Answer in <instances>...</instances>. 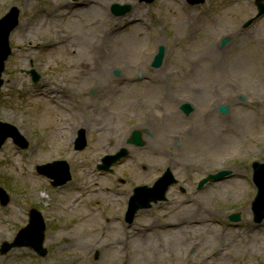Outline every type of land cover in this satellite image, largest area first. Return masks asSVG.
<instances>
[{
  "label": "rangeland",
  "instance_id": "rangeland-1",
  "mask_svg": "<svg viewBox=\"0 0 264 264\" xmlns=\"http://www.w3.org/2000/svg\"><path fill=\"white\" fill-rule=\"evenodd\" d=\"M113 5L131 9L114 15ZM13 8L18 26L9 36L11 54L1 76L0 122L18 129L29 146L22 150L7 140L0 148V186L9 197L0 205V248L13 242L35 209L45 219L46 252L13 248L0 253V264H264V220L256 224L251 212L252 164H264V15L257 18L256 1L192 6L187 0H0V20ZM112 28L120 39L106 43V55L99 46L94 52L98 64L114 60L111 82L103 87L120 89L127 79L134 81L125 83L105 114L102 83L79 66L94 64L82 51L95 31L102 36ZM160 48L166 55L155 69ZM210 62L217 71H208ZM160 69L174 76L177 89L171 82L162 85L158 96L164 93L169 103L158 108L138 94L157 87L151 80ZM30 71L39 76L36 83ZM185 77L193 78L185 81L202 91L200 98L181 90ZM79 100L92 106L80 109ZM138 101L148 106L149 122L133 107ZM203 104L214 108L215 117L202 112ZM181 105L192 106L188 116ZM170 111L176 116L168 124ZM218 125L220 140H209L206 130ZM82 129L88 146L77 152L74 141ZM134 131L143 146L127 144ZM121 149L129 155L114 174L97 170L104 155ZM63 160L72 180L56 189L36 167ZM167 170L177 182L166 200L126 223L131 189L152 186ZM222 171L228 176L197 190L201 180ZM233 214L239 222L230 221Z\"/></svg>",
  "mask_w": 264,
  "mask_h": 264
},
{
  "label": "water",
  "instance_id": "water-1",
  "mask_svg": "<svg viewBox=\"0 0 264 264\" xmlns=\"http://www.w3.org/2000/svg\"><path fill=\"white\" fill-rule=\"evenodd\" d=\"M147 2L152 0H146ZM259 1V0H257ZM203 0H191V3H202ZM260 8V14L264 13V6L258 5ZM130 9L129 6L119 7L117 5L112 7V12L114 14H124ZM121 12V13H120ZM18 24V10L13 8L8 15L0 20V77L4 71V63L7 60L10 49L8 46V37L11 31ZM164 55V49L160 48L158 54L154 58L152 67L157 68L161 65ZM117 74V73H116ZM31 76L33 81L38 80V76L34 71H31ZM2 81L0 79V87ZM186 114L190 112L188 106L183 109ZM220 112L223 114L227 113L226 107H220ZM7 138H12L14 142L22 148H26L27 143L19 135L18 131L9 125L0 123V147L3 145ZM132 142L135 145L141 146L139 135L134 134ZM84 131H80L79 137L75 141V149L81 150L85 147ZM127 155L126 151L123 149L113 156H107L103 158L104 165L98 166L100 170H108V168L120 160L122 157ZM37 172L53 180L52 185L58 187L64 185L71 179L69 167L66 162H54L52 164L37 167ZM253 182L257 188V195L252 204V211L255 217V222H260L264 218V164L254 163L253 164ZM228 176V172L222 171L216 175H210L206 179L199 183V188H202L206 183L211 181H217ZM173 183V178L169 172H167L160 180L157 181L155 187L152 189L139 188L135 191V196L130 199L129 210H128V222H131L134 213L139 208H147L150 205V201L157 202L158 200H164V195L169 185ZM1 204H7V196L0 190ZM232 221H238V215L230 217ZM44 223L41 216L36 211H31L30 213V223L29 225L21 230L15 241L12 244L4 243L1 248V253L5 254L10 249L14 247H25L31 246L39 255H44L45 250L42 249V244L44 240Z\"/></svg>",
  "mask_w": 264,
  "mask_h": 264
},
{
  "label": "bare ground",
  "instance_id": "bare-ground-1",
  "mask_svg": "<svg viewBox=\"0 0 264 264\" xmlns=\"http://www.w3.org/2000/svg\"><path fill=\"white\" fill-rule=\"evenodd\" d=\"M99 6H100V3H96L92 7H99ZM101 6H103V5H101ZM53 13H54V11H53ZM91 14L92 15H96V16H103V14L100 13V11L99 10H96V9H92ZM51 16H52V14L47 13V17H51ZM109 30H111V31L107 32L106 34H104L102 36H99L98 33H97V31H95L96 34L94 36V41L92 40L91 41V44L89 46H86L83 49V51H82L84 53H87V55H91L88 60H94V64L96 63L97 66L96 67H93L94 64H84V63L79 66L80 68L85 69V70H89L90 69V73L93 72V76H95L97 78V80L102 83V85L100 86L99 89H103L102 90V93L105 96L106 95L108 96V103H106L107 106L106 105L105 106H101L102 111L105 114H108L109 113V111L107 109L108 106H109V103H111L113 101H116L117 98H118V96L122 93V89L126 86L125 83L129 84L131 81H134L132 79H127L126 82L123 83V85H122L123 87H121L120 89H117V88H114V87H112V88H108V87H105L104 88L103 87L106 83H110L111 82V80H108L110 78L109 77L110 73L108 72V69H110V66H111L110 64L113 63L114 60H112V59L111 60H107L106 59L107 60L106 61L105 59H103L102 61L104 62V60H105V62L98 64V62H96V61L99 58L98 57L96 58V56H94L95 55L94 52L96 51L97 47L99 46V48H100L99 49V52H100L99 54H102L103 53L104 55H106V53H104L105 48H106V46H105L106 43H108V42H111V43L114 42L115 43V42H117L120 39V35H118L119 34V29L112 28V29H109ZM112 33H115V35L113 34L114 36L113 37H110L112 35ZM236 36H238V35H236ZM211 49H213L214 55H215L217 53L216 46L213 45V47ZM210 54H211V52H210ZM216 64L217 63H211L210 67H208V71L209 72H215V71H217ZM100 66L101 67L103 66V67L102 68H97V67H100ZM162 69H160V70H158L156 72L157 73L156 80H151V82L154 83L157 87H153L152 89L151 88H148L147 90H150L151 93L138 94V96L142 97L143 99H145L147 101L146 104L149 105V106L152 105V106H157L158 108H160V107H166L167 106V103H169V102H166L165 103L164 100L166 99V97H165L164 93L159 94V96H158V90L161 91V86L162 85L166 86L167 83L173 81L174 76H169L167 72H165V74L163 76ZM260 76H261V78L264 79V70H262L260 72ZM189 77H191V76H189ZM189 77H185V78H183L181 80L182 81V88H181V90L182 91L189 92L188 93L189 96L192 95L193 97H199L200 98L202 91L199 90V89H197V88H192L195 85L194 84H188V82L185 81V79H193V78H189ZM171 83L173 84V85H171L172 88L173 89H177L175 83H173V82H171ZM167 88H168V85H167ZM196 93H197V95H196ZM132 94H130V95H132ZM179 97H180V94H179ZM90 100L91 101H94L93 98H91ZM146 104L141 103V101H138V102H134L133 103V107L142 108L144 110V114H145V117H146L147 116L146 111L149 110L148 109V106ZM91 106H92V103L88 102L87 100L86 101L85 100H79L78 107L80 109H82V108H85L86 109L87 107H91ZM173 106L174 105H172V107ZM202 106H203L202 112L207 113L208 116L215 117V114H214V111L215 110H214V108L213 109H211V108L207 109L204 106V104ZM101 113L99 115H101ZM149 115H150V113H149ZM103 116L104 115H101L100 117L102 118ZM175 116H176V113L174 111H170L166 115V119H165L166 123H168V124L171 123L173 121V119L175 118ZM144 120L147 121V122L150 121V120H148V118H146V119L144 118ZM99 124H101V123H99ZM238 125H239V123H234L232 125L233 126V129L235 130L238 127ZM145 126H146V124H145ZM153 128L156 129L160 134H163L164 135V132L162 130L163 129L162 126H160L161 129H159L158 127H156V125H154ZM217 128H219L220 130L223 129L222 125H218V126H215L214 128H208L206 130V132H210L209 133V137H208L209 140H211V141H218V140H220V137L221 136H218L217 137V135L214 133V131H217L216 130ZM235 135H238V133H236ZM166 141L169 144L168 137L166 138ZM237 177H238V174H237ZM237 177H234V178H237ZM184 232H186V231H179L180 234L181 233H184ZM250 232L253 233L252 231H250ZM234 239H235V236L233 237L232 241Z\"/></svg>",
  "mask_w": 264,
  "mask_h": 264
},
{
  "label": "flooded vegetation",
  "instance_id": "flooded-vegetation-1",
  "mask_svg": "<svg viewBox=\"0 0 264 264\" xmlns=\"http://www.w3.org/2000/svg\"><path fill=\"white\" fill-rule=\"evenodd\" d=\"M139 109H142V108H139ZM142 111H144L143 109H142ZM120 181V180H119ZM126 183V181L124 180L123 182H122V184H125ZM171 189V188H170Z\"/></svg>",
  "mask_w": 264,
  "mask_h": 264
}]
</instances>
